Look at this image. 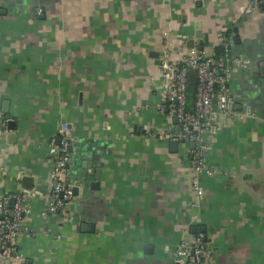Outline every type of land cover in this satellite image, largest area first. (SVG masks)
<instances>
[{
	"label": "crops",
	"instance_id": "0c3cea01",
	"mask_svg": "<svg viewBox=\"0 0 264 264\" xmlns=\"http://www.w3.org/2000/svg\"><path fill=\"white\" fill-rule=\"evenodd\" d=\"M250 1L0 0V111L15 123L0 135V195L37 192L7 264H171L194 226L215 264H264V6ZM199 30L216 58L226 40L244 62L236 112L206 135L216 173L197 205L190 144L165 136L177 122L160 112L153 53L178 60ZM63 123L79 191L50 214Z\"/></svg>",
	"mask_w": 264,
	"mask_h": 264
},
{
	"label": "built area",
	"instance_id": "2783aa9c",
	"mask_svg": "<svg viewBox=\"0 0 264 264\" xmlns=\"http://www.w3.org/2000/svg\"><path fill=\"white\" fill-rule=\"evenodd\" d=\"M259 5L264 6V0L250 1V8ZM42 11L39 9L38 12ZM221 46L223 50L218 58L214 55V49L198 47H184L178 60L172 57L167 47L159 55L162 90L160 112L177 122V126L165 136L190 144L187 152L193 169L192 186L197 205L204 196L202 176L216 173L207 162L210 146L206 135L220 130L223 125L220 116L236 112L231 81L234 72L244 62L243 58L232 53L228 41L223 40ZM192 72H195L197 83L194 100L190 105L188 83ZM7 122L8 118L0 111V135ZM72 150L73 138L68 124L63 123L58 135L50 140V153L54 157L47 204L50 214L63 211L74 198L76 184L71 176ZM36 194L33 189L22 188L14 194L0 195V264H7L14 255L18 256L17 248L30 201ZM171 264H215L214 249L206 239V234L197 232L191 242L179 244L173 253Z\"/></svg>",
	"mask_w": 264,
	"mask_h": 264
},
{
	"label": "water",
	"instance_id": "95a60500",
	"mask_svg": "<svg viewBox=\"0 0 264 264\" xmlns=\"http://www.w3.org/2000/svg\"><path fill=\"white\" fill-rule=\"evenodd\" d=\"M43 18L45 17L44 15L42 16ZM197 37H199L200 38V40H199V47H200V49H203L205 46H207L208 45V36H206V35H204L203 34V31L202 30H199L198 32H197V35H196ZM189 47H195V42H194V40H190L189 41ZM153 55H155V56H157L158 55V58H159V54L158 53H153ZM240 69V68H239ZM5 112L7 111L8 112V108L6 107L5 108V110H4ZM8 130H15V123H14V120L13 119H9L8 120V125H7V127H6ZM3 130L5 129V128H2ZM13 135V137H14V135L15 134H12ZM179 141H177V140H175L174 141V143L176 144V143H178ZM98 174H99V171H97V175H90V179L91 180H93V178L95 177V176H98ZM94 181V180H93ZM98 182H93V184L91 185L92 187H97L98 186V184H97ZM86 184L88 185V183L86 182ZM79 191V187H77V186H75L74 187V194L76 195V193ZM192 232L193 233H197V232H204L205 234H206V232H207V230H206V228L204 227V226H194L193 228H192ZM206 239H207V236H206Z\"/></svg>",
	"mask_w": 264,
	"mask_h": 264
},
{
	"label": "trees",
	"instance_id": "16d2710c",
	"mask_svg": "<svg viewBox=\"0 0 264 264\" xmlns=\"http://www.w3.org/2000/svg\"><path fill=\"white\" fill-rule=\"evenodd\" d=\"M218 53H222V46L220 45L218 48ZM196 83H197V78L195 76V72H192L189 77V83H188V100L190 105L192 104V101L194 100L195 96V89H196ZM190 160V157H189ZM197 234V233H196Z\"/></svg>",
	"mask_w": 264,
	"mask_h": 264
}]
</instances>
